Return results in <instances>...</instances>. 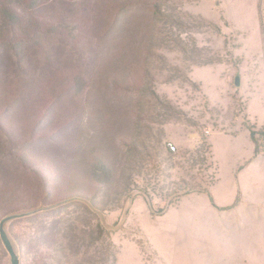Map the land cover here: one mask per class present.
Wrapping results in <instances>:
<instances>
[{"label": "rangeland", "instance_id": "374dc122", "mask_svg": "<svg viewBox=\"0 0 264 264\" xmlns=\"http://www.w3.org/2000/svg\"><path fill=\"white\" fill-rule=\"evenodd\" d=\"M32 1L36 12L52 9L54 20L70 14L73 29L50 43L47 63L26 45L19 66L0 46V89L13 77L17 91L27 89L0 102V208L41 200L34 214L4 223L19 264H264V0H152L178 26L157 23L151 0L126 9L117 1ZM125 67L158 96L145 116L148 131L140 132L159 151L155 190L162 191L151 204L132 193L102 215L66 188L82 180L91 146L119 162L124 140L142 128L135 118L141 91L112 84ZM90 72L91 82L70 86ZM30 115L34 123L21 131ZM12 123L14 141L3 129ZM167 141L175 154L165 152ZM35 170L54 179L50 194ZM83 181L84 194L100 206L115 190ZM185 182L208 192L164 197ZM61 196L62 204L43 208ZM104 247L114 263L96 259ZM0 264H11L1 241Z\"/></svg>", "mask_w": 264, "mask_h": 264}, {"label": "trees", "instance_id": "16d2710c", "mask_svg": "<svg viewBox=\"0 0 264 264\" xmlns=\"http://www.w3.org/2000/svg\"><path fill=\"white\" fill-rule=\"evenodd\" d=\"M100 2L106 3H114L119 2L121 9H126L127 7H131L136 4H145L150 0H99ZM153 7V17L157 23L167 24L170 26H178L179 24L174 16H170L166 14L157 2L152 1ZM81 5L84 6V0H81ZM36 3L32 0H0V46H5L6 50L10 52L11 56L17 60L19 66H21L22 58L24 55L25 46L28 45L29 48L34 49L39 55L43 56V59L47 62L51 59L50 53V43L54 40V38L58 35H71L72 29L70 24L71 15H64V13H57L56 19L54 20L52 9L46 10H38L35 9ZM213 28L214 25L209 24ZM71 28V29H70ZM216 29V28H215ZM153 38H150V45H153ZM155 43V42H154ZM166 47V46H163ZM162 46H159V49H163ZM167 50V48H165ZM182 50V49H181ZM164 51V49H163ZM183 51V50H182ZM169 53H172L173 50H168ZM174 53V52H173ZM150 58L151 54L148 52ZM12 61V59H10ZM116 67H113V69ZM129 67H125V69L117 70L118 74L122 73L124 75L118 76V78L113 79L114 86L123 87L126 90H137L141 91V99L139 105L137 107L136 114V122L140 124L142 122V128H139L137 133L132 135L130 138L124 140L123 144L126 146L125 152L121 155L119 162H111L112 160L107 156V154L100 149L99 147L94 146L90 147V155L89 160L87 162L86 168L82 170V173L79 172L78 177H83L81 181L76 180L73 183V180L68 182V186L66 188L67 193H75L77 198H81V200L88 202L95 211H98L100 214H105L110 211H115L119 205L121 200H128L132 193L136 195L142 196L149 204H151L152 199L156 197L160 191H156L155 186L161 184L159 179L163 175L158 168V155L159 151H154L148 141L145 138H142L140 131H143L145 128L148 131V124H145V116L146 118L151 117V104L152 102H156L158 104V96L154 94L147 87H141L140 83L136 79H130L129 71L127 69ZM118 69V68H116ZM112 70L115 72V70ZM17 71V69H15ZM162 70V69H161ZM52 73V72H50ZM48 73V74H50ZM96 72H90L85 79L75 78L74 82L70 84V86H74L76 90L80 89V82H82V86H85L86 80L90 81L93 78V74ZM150 74V72H149ZM46 75V74H44ZM53 75V74H52ZM19 78V76H18ZM55 76L53 75L54 79ZM96 78V76H95ZM14 77L10 79L2 89H0V102L4 105L10 103L12 99L19 98L24 94L27 95V89L19 92L16 88H14L11 84L14 81ZM54 81V80H53ZM42 82H38V89L45 90L47 85H41ZM26 92V93H25ZM29 92V91H28ZM23 94V95H22ZM31 94V93H30ZM149 94V95H148ZM16 96V97H15ZM5 97L7 100L5 102ZM3 100V101H2ZM39 101V100H38ZM163 109L172 113L173 115L179 119V115L175 114L174 109L168 103H159ZM2 104L0 105V107ZM154 109V108H153ZM172 110V111H171ZM34 115H30V117L25 118V122H21L20 130H24L26 127L31 126L34 121L31 119ZM27 119V120H26ZM184 119V118H183ZM10 126L4 127L8 138L10 141H14L16 139L17 134L13 132V128H15V124H9ZM144 125V127H143ZM195 126V125H194ZM191 126V127H194ZM250 139L254 145V155L259 153L257 139L254 137V132L250 129ZM140 133V134H139ZM159 140V138L157 137ZM205 141V139L202 138ZM165 148V146H164ZM165 152L168 155H173L168 152L165 148ZM22 161L25 163L27 167H32L33 164L29 162L28 158L21 154ZM198 161V159H197ZM202 161H206L202 159ZM79 166V165H78ZM78 166H73L71 171H69V175L74 176L76 172L79 171ZM36 175H38L39 179H41L46 187V193L51 192V185L49 183L54 182L50 176H47L43 170H35ZM83 179H87L88 181L95 183L96 186H104V187H113L115 186V190L111 192V194L107 195L104 202H102V206L97 204L96 200L88 199L85 192L82 191L84 181ZM141 183H143L141 185ZM147 183L152 184V188L147 187ZM50 185V186H49ZM72 185V186H71ZM209 187V186H208ZM207 188L196 187L191 183L185 182L183 186H178L175 190H171V194L165 195L164 197H172L173 195L177 197H183L192 193H207ZM65 193V192H63ZM80 195H83L82 197ZM79 196V197H78ZM163 196V195H162ZM67 200V199H66ZM63 196L58 198V201L52 204H44L43 208H49L56 205H60L64 202ZM41 200L27 201L21 202L19 204H9L2 206L1 214L2 216H11V215H22V214H34L36 211L40 210ZM99 207V208H98ZM15 250H19V246H14ZM112 257V258H111ZM111 258V263H114V254H110V250L108 248H100L97 258L102 263H106V261ZM95 261V260H94Z\"/></svg>", "mask_w": 264, "mask_h": 264}, {"label": "water", "instance_id": "95a60500", "mask_svg": "<svg viewBox=\"0 0 264 264\" xmlns=\"http://www.w3.org/2000/svg\"><path fill=\"white\" fill-rule=\"evenodd\" d=\"M214 4L216 6H218L219 1L215 0ZM239 85H240V76L236 75L234 78V86L238 87ZM24 215H26V214L6 216L0 220V241H1L3 247L5 248L6 252L8 253V255L10 257V263L11 264H19V257H18V254L13 247V244H12L10 238L8 237V235L4 229V223L6 221H9V220L15 219V218H19V217L24 216Z\"/></svg>", "mask_w": 264, "mask_h": 264}, {"label": "built area", "instance_id": "2783aa9c", "mask_svg": "<svg viewBox=\"0 0 264 264\" xmlns=\"http://www.w3.org/2000/svg\"><path fill=\"white\" fill-rule=\"evenodd\" d=\"M164 145H165L166 150H168L169 153H171V154L176 153L177 148L172 142L167 141Z\"/></svg>", "mask_w": 264, "mask_h": 264}]
</instances>
